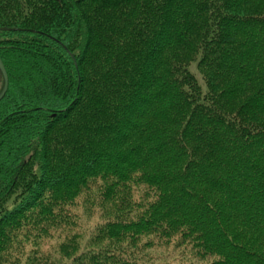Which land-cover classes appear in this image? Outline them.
Returning <instances> with one entry per match:
<instances>
[{
  "label": "trees",
  "instance_id": "1",
  "mask_svg": "<svg viewBox=\"0 0 264 264\" xmlns=\"http://www.w3.org/2000/svg\"><path fill=\"white\" fill-rule=\"evenodd\" d=\"M0 58V264H264V0H0Z\"/></svg>",
  "mask_w": 264,
  "mask_h": 264
},
{
  "label": "rangeland",
  "instance_id": "2",
  "mask_svg": "<svg viewBox=\"0 0 264 264\" xmlns=\"http://www.w3.org/2000/svg\"><path fill=\"white\" fill-rule=\"evenodd\" d=\"M194 68L192 67V70ZM80 212V211H78ZM96 221V217L92 219L85 220L84 218L80 217L79 218V228L80 229H85L84 232V237H86L88 231L90 232L92 228L94 227V223ZM56 241L55 240H49L45 245H44V250H49L55 245ZM150 253L153 255L152 256V264H163V263H168V264H204L210 260L212 257L206 258V260H198L196 258H191L189 256V253L182 248L175 249L173 243L171 242L168 247H158V248H152L150 250Z\"/></svg>",
  "mask_w": 264,
  "mask_h": 264
},
{
  "label": "water",
  "instance_id": "3",
  "mask_svg": "<svg viewBox=\"0 0 264 264\" xmlns=\"http://www.w3.org/2000/svg\"><path fill=\"white\" fill-rule=\"evenodd\" d=\"M0 71L2 73L3 79H4V86L2 91L0 92V100L3 98V96L5 95L6 91H7V87H8V76L6 73V70L4 68V65L2 63V60L0 58Z\"/></svg>",
  "mask_w": 264,
  "mask_h": 264
}]
</instances>
